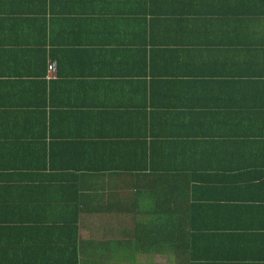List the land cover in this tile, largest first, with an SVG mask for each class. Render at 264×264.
<instances>
[{
  "label": "crops",
  "instance_id": "0c3cea01",
  "mask_svg": "<svg viewBox=\"0 0 264 264\" xmlns=\"http://www.w3.org/2000/svg\"><path fill=\"white\" fill-rule=\"evenodd\" d=\"M250 6L0 0V264H264V8ZM143 126L166 144L133 138ZM152 149L179 170L124 171Z\"/></svg>",
  "mask_w": 264,
  "mask_h": 264
},
{
  "label": "trees",
  "instance_id": "16d2710c",
  "mask_svg": "<svg viewBox=\"0 0 264 264\" xmlns=\"http://www.w3.org/2000/svg\"><path fill=\"white\" fill-rule=\"evenodd\" d=\"M245 2H251V5L253 6H250L252 9H254V11H258L260 9H263L264 8V0H244ZM246 6V5H245ZM248 11H251V10H247L245 9L244 12H248ZM253 19L255 20V18H251V17H246L244 20H247V22H251L250 24H252ZM257 32L256 31H252L251 32V35H254L256 34ZM258 34V33H257ZM244 35H246V32H244ZM152 68V67H151ZM146 70V68L143 67V69L140 70V76L143 77L144 76V71ZM153 70V68H152ZM152 70L150 71V74H151V77L152 80L157 84L156 86H162L163 88H165V86H167L168 83L166 82H163V83H158V80L161 79V77H165L168 75V72H152ZM46 74H47V69H46ZM166 83V85H165ZM138 84H139V88H140V105H143V106H148V107H154L156 106L153 101H151V99H153V97H149V91L151 93H154L150 90L149 87H152L153 86V83L151 85H148V82L146 81L145 77L143 78H139V81H138ZM145 126V125H144ZM143 127H141V132L140 134H138V136L136 137H133V138H139V137H142V138H149L150 141L149 143H151V147L152 146H158V145H164L166 144V141L164 139L163 136H165V133L164 132H157V130H153V132H149L148 128L145 129V132H143ZM131 135V134H130ZM132 136V135H131ZM131 136H127V138H131ZM169 137V136H168ZM156 144V145H155ZM152 154L150 153V151L148 152V154H146V157L144 158L146 161H140V162H135V163H125L127 165L126 168H124V171H133V172H136V171H152V172H161V173H166L167 171H170V170H179L178 166H175V167H172V166H168V159L165 157V156H162V157H155V150L152 149ZM158 153H162V151H157ZM76 156H80V152H76L75 153ZM80 160H83L81 159L80 157ZM87 162L86 161H75L74 165L75 167H71L66 165V163H60L58 166L54 167L51 166V168L53 169H56V168H73V169H83L85 168ZM93 166L95 167V169L98 167L99 164H102V163H99V162H95V163H92ZM115 169V163H111ZM134 166V168H130V166ZM50 166V165H49ZM94 169V170H95ZM110 169V168H109ZM91 170V169H90ZM121 170V169H120ZM172 227H169V230L170 232H173L175 231L176 227H174L173 225H171ZM164 229V228H163ZM176 236H172V238H175ZM164 238V237H162Z\"/></svg>",
  "mask_w": 264,
  "mask_h": 264
},
{
  "label": "built area",
  "instance_id": "2783aa9c",
  "mask_svg": "<svg viewBox=\"0 0 264 264\" xmlns=\"http://www.w3.org/2000/svg\"><path fill=\"white\" fill-rule=\"evenodd\" d=\"M55 75V64L52 62L47 63V78H52Z\"/></svg>",
  "mask_w": 264,
  "mask_h": 264
}]
</instances>
